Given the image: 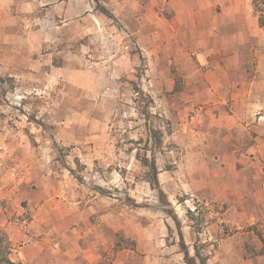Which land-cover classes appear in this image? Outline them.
I'll list each match as a JSON object with an SVG mask.
<instances>
[{
    "label": "rangeland",
    "instance_id": "1",
    "mask_svg": "<svg viewBox=\"0 0 264 264\" xmlns=\"http://www.w3.org/2000/svg\"><path fill=\"white\" fill-rule=\"evenodd\" d=\"M153 154L180 228L146 178ZM180 232L207 264H264L251 0H0V236L14 263L186 264Z\"/></svg>",
    "mask_w": 264,
    "mask_h": 264
},
{
    "label": "trees",
    "instance_id": "2",
    "mask_svg": "<svg viewBox=\"0 0 264 264\" xmlns=\"http://www.w3.org/2000/svg\"><path fill=\"white\" fill-rule=\"evenodd\" d=\"M252 3V9L254 14L257 17V23L260 28L264 31V0H251ZM154 138V147L158 148L161 145V137L156 132L153 133ZM142 164L147 168L146 172V178L149 181L153 187H156L158 189L159 198L163 199L169 207L170 210H168L167 213L170 214V216L174 219L176 225L178 228H180L178 216L175 214V211L173 210L169 200H167L164 191L159 188L157 174H158V167L155 162L154 154L149 158L148 156H143L141 158ZM180 248L181 251L184 253L185 263L186 264H195V260L198 259L199 264H207L206 258L199 250L198 246L196 244L193 245L194 249V255H191L189 252L188 247L186 246L183 236L180 232ZM0 264H15L14 261L10 257V247L8 246L7 241L4 237L0 236Z\"/></svg>",
    "mask_w": 264,
    "mask_h": 264
}]
</instances>
